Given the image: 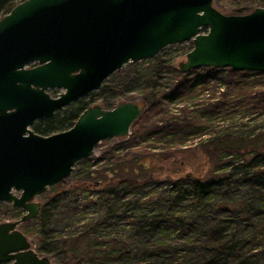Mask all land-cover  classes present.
<instances>
[{
    "label": "trees",
    "instance_id": "trees-1",
    "mask_svg": "<svg viewBox=\"0 0 264 264\" xmlns=\"http://www.w3.org/2000/svg\"><path fill=\"white\" fill-rule=\"evenodd\" d=\"M18 1L0 0V16ZM213 4L224 14H244L264 0ZM148 60L143 68L133 63L114 71L116 81L88 93L97 92L104 108L138 98L142 111L127 137L79 160L68 178L39 196L38 213L21 224L26 236L52 264H264V126L247 134L209 130L210 119L229 104L243 108L244 117L264 111V72L205 66L180 72L171 58ZM131 82L139 89L126 96ZM213 87L216 96L194 102ZM92 104L93 98L77 99L31 129L40 135L67 129ZM194 135H208L206 170L162 179L151 166L161 156L149 144L177 148ZM223 156L243 164L224 171Z\"/></svg>",
    "mask_w": 264,
    "mask_h": 264
},
{
    "label": "water",
    "instance_id": "water-1",
    "mask_svg": "<svg viewBox=\"0 0 264 264\" xmlns=\"http://www.w3.org/2000/svg\"><path fill=\"white\" fill-rule=\"evenodd\" d=\"M214 0H21L0 16V201L23 211L0 222L1 264H52L17 224L36 216L35 200L70 176L107 138H124L142 107L94 103L67 129L31 130L97 90L125 63L190 42L180 72L202 66L264 72V7L224 14ZM61 89L51 97L48 89Z\"/></svg>",
    "mask_w": 264,
    "mask_h": 264
},
{
    "label": "rangeland",
    "instance_id": "rangeland-1",
    "mask_svg": "<svg viewBox=\"0 0 264 264\" xmlns=\"http://www.w3.org/2000/svg\"><path fill=\"white\" fill-rule=\"evenodd\" d=\"M21 1V0H20ZM191 47L190 42H181V43H173V44H168L162 47L159 52L157 53V56L161 58L162 60H166L171 58V62L174 63V65H177L179 61L184 60L185 56V51L188 50ZM149 58H143L140 60H137L135 62L129 63L128 64H123L120 69L126 70L129 67H132V64L134 66H137L139 68H143L148 65ZM118 78H116V75L114 73H111L105 78V81H103V84H106L108 82H114ZM139 83L138 82H131L129 85H126V96L133 95L136 93V91L139 89ZM62 90L61 89H49L47 92L51 97L57 96L58 93H60ZM217 93V89L213 87V90H210L207 88L204 90L202 93H200L195 99L194 102L197 101V99H204L206 96H211L215 95ZM216 96V95H215ZM81 98H93L94 103H101L102 98L99 97L97 92H93L90 95H85L84 97ZM80 98V99H81ZM138 98H135L133 101H137ZM125 101V100H123ZM199 101V100H198ZM73 103V102H72ZM72 103L66 105L63 107L60 111H63L65 108L68 106L72 105ZM177 105L173 106V111L175 110ZM220 113H216L214 115V118L210 119V131H214L215 129H232L236 128L237 133L240 134H247L251 131H257L261 127L264 126V111H259V112H253L252 114L248 115L247 117L243 116L244 110L243 108L239 107L238 105H227L223 110L219 111ZM31 128V127H30ZM209 134V133H208ZM205 137L207 138L208 135L206 136H199L197 137L196 135L191 136L188 138V140L183 144L180 145L179 147H168L167 149L163 147L162 143H156V144H149L148 149L151 150L154 153H159L161 158H155L153 159L152 167L153 170L156 173H159L161 178H164V175L166 173H178V174H184L186 172H191V173H198V172H203L207 168V163H206V156L203 153L204 149H208L209 147H206L202 141V138ZM115 142H118L117 139L111 138L108 141L98 143L94 150L93 154L91 156H99L102 154L103 151H105L108 147L113 145ZM204 148V149H203ZM171 152L170 155L167 152ZM230 156H223L222 161H220V165H223L226 167L224 171L231 170L238 168L237 165L243 164L241 161L236 162L233 161V159L230 160ZM234 157V156H232ZM264 160V159H263ZM262 164V163H260ZM264 171V167L262 169ZM164 185H162L163 187ZM151 188H147L144 190H150ZM237 191V190H236ZM87 193V192H86ZM238 193V191H237ZM92 196H96L95 192L90 193ZM229 194V193H228ZM127 195L128 197H131L133 195L132 192H129ZM238 195V194H237ZM227 196V194H226ZM233 197V195H231ZM39 203H41V198L38 196L36 199ZM6 204V205H5ZM5 204H0V222L2 221H14L19 219V217L22 215L23 211L19 208L12 207L11 205ZM15 208V209H14ZM94 207L88 208V211L86 212L85 216L94 215ZM23 222L17 224V228L26 236V233L24 232L25 229L21 226ZM80 225V224H79ZM31 226H27L26 228L29 229ZM31 244V247L34 249L33 243L30 239V237L26 236ZM259 241L256 239L252 240L253 245H257Z\"/></svg>",
    "mask_w": 264,
    "mask_h": 264
},
{
    "label": "flooded vegetation",
    "instance_id": "flooded-vegetation-1",
    "mask_svg": "<svg viewBox=\"0 0 264 264\" xmlns=\"http://www.w3.org/2000/svg\"><path fill=\"white\" fill-rule=\"evenodd\" d=\"M48 90H49V89H48ZM47 93H48V92H47ZM48 94H49V93H48ZM58 94H59V93H58ZM58 94H57V95H58ZM55 97H56V96H55ZM79 99H80V98H79ZM72 102H73V101H72ZM72 102H70V103H72ZM135 102H136V101H135ZM70 103H69V104H70ZM67 105H68V104H67ZM64 107H65V106H64ZM61 109H62V108H61ZM61 109H60V110H61ZM60 110H57V111H60ZM57 111H55V112H57ZM55 112H54V113H55ZM54 113H53V114H54ZM53 114H52V115H53ZM50 117H51V116H50ZM46 118H48V117H46ZM42 119H44V118L34 120L33 123H32V125H31V128H32L33 124H36V122H38V120H42ZM31 130H32V129H31ZM37 134H38V133H37Z\"/></svg>",
    "mask_w": 264,
    "mask_h": 264
}]
</instances>
